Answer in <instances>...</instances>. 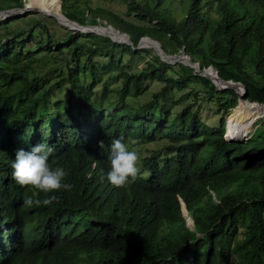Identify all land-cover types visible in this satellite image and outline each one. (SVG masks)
I'll return each mask as SVG.
<instances>
[{
    "label": "trees",
    "instance_id": "trees-1",
    "mask_svg": "<svg viewBox=\"0 0 264 264\" xmlns=\"http://www.w3.org/2000/svg\"><path fill=\"white\" fill-rule=\"evenodd\" d=\"M24 1L0 0V10ZM119 1L139 23L91 8L88 0H60L61 12L57 0L47 4L79 24L102 17L133 46L149 37L165 54L184 50L199 70L211 67L221 79L243 85L242 98L264 103V0ZM17 20L25 26L12 29ZM0 31V264H264V120L253 124L263 106H235L233 90L218 91L191 67L156 55L129 70L123 54L144 60L149 51L106 36L88 33L89 46L79 42L84 34L78 31L53 39L32 16L1 22ZM55 51L68 56L66 71H58L55 83L39 84L32 74L54 60ZM108 71L119 84L103 86L96 100L94 89ZM150 83L160 87L147 102L127 103ZM64 87L65 99L52 96ZM190 87L194 91L174 100L175 111L164 108L167 93ZM196 89L201 100L224 110L215 125L201 119ZM225 130L228 140L248 137L228 142ZM115 139L162 142L140 158L136 179L125 187L107 180ZM42 142L54 146L49 162L69 173L70 191L46 194L14 179L17 151ZM52 195L57 200L48 206L24 204L26 197Z\"/></svg>",
    "mask_w": 264,
    "mask_h": 264
},
{
    "label": "rangeland",
    "instance_id": "rangeland-1",
    "mask_svg": "<svg viewBox=\"0 0 264 264\" xmlns=\"http://www.w3.org/2000/svg\"><path fill=\"white\" fill-rule=\"evenodd\" d=\"M30 1L31 0H25L23 7H26ZM34 1L37 2L38 0H32V2H34ZM57 3H58L57 10L59 12H61L60 11V0H57L56 4ZM88 3H89V6L91 8H94V6L104 8L106 10L111 11L114 14H120V16H122V18H124L126 20L139 23L138 20L134 19L133 14H129V15L124 14L125 5L119 0H88ZM40 4L42 6L44 5V3L42 1ZM83 11H86V9H84ZM6 13H7L6 16H4V17L0 16V23L12 21L16 17L32 16L33 18H35L36 20L41 22V24L44 26V30L47 32V34H51L53 39H58V38L61 39L65 36V34L67 32H72V33L75 32L74 30L68 29V28L60 25L54 17H47L43 13L37 12L35 10H29V11L23 12L21 10L15 9V10H11V11L6 12ZM19 20H22V19H19ZM19 20L10 23L12 26V29L22 28L23 26H25L24 21L22 22ZM105 23L106 22L103 21L102 17H98L97 23H95V24L86 23V25H98V26H103L106 29H108L109 25L105 24ZM153 23H154V21H152L150 24H153ZM112 30L115 31V29H112ZM88 33H82V34H84V37L80 38L79 42H82V43L89 46L93 43V41L86 36ZM142 38H140L139 40H141ZM139 48H143V49L149 51L148 54L142 53L144 60L140 59L139 56H137V55H134L132 57H130L126 54L122 55V62L126 66L127 69L132 70V69L139 68L142 65H144V62L146 60L153 58L155 55L157 56L156 50H154V47L142 45ZM115 55H117V54L115 53ZM168 55H170V57H169L170 59H175L177 57V55H174V54H168ZM52 57H54L55 59L52 61H49L47 63V65L38 66L32 74V77H38L39 78V84L40 83L42 84V80H44V81L47 80L50 83H55L59 79L58 75H60V74L58 73V71L61 70L63 72V73H61L62 75H64V73L66 71L65 60L67 59L68 56L64 53H62L61 55H57V53L55 51V53L52 54ZM92 58L95 61H100V59L96 56H93ZM85 59H86V55H83L82 57H80L81 63H84ZM50 64H51V66H49ZM205 69L208 72L211 71L214 74V69H212L211 67H206ZM200 71L201 70H198L197 72H200ZM116 75H117L116 72H109L108 71V72H105V74L101 76L99 84L94 89V97L96 100L99 97H101V92H102L101 90H102L103 86H107L108 89L116 88V86L119 84V81H115ZM113 76H115V77H113ZM159 87L160 86L157 83H150L147 86L146 90L141 95L137 96L134 99L128 98L127 103L131 104V105H141V104L147 102L151 98L152 92L158 90ZM194 89L195 88L190 87V89L186 88L185 90H182V91H177V92L172 91V92L167 93V97L163 101L164 102V108L169 109L171 111H175L179 106L173 103L174 100H176L180 94L185 93L188 90L194 91ZM196 90H197V96L193 97V99H194V101L196 100V104L199 105L198 113H199L201 119L209 125H215L218 121L220 113H222L224 110L218 109V105H217L216 101H208V99L201 100L202 92L199 89H196ZM216 90L221 91L219 89H216ZM68 91H69L68 87H64V90L61 92V95H59L58 92L55 91V89H53L52 96H55V97L58 96L62 99H65L68 95L67 94ZM234 93L237 94V92H235V91H234ZM240 94L242 95V88H240ZM245 95H246V93L243 95V97ZM191 100H192V96H189L186 100H184V102H189ZM244 100H246V99H244ZM238 102H239V100H238V94H237V102H236L235 106L238 104ZM233 108L228 109L227 114L225 115V124H226V117L230 114V112ZM258 119H260L262 122L264 120V115L258 117L253 122V124ZM252 125H251L250 130H249L250 132L253 130ZM257 125L258 124H256L255 126H257ZM247 137H248V135H247ZM223 138H224V134H223ZM226 141L229 142V140H226ZM127 144H129L130 147H135L136 150L138 151V153L140 154V158H142L144 155H148V153L151 150H159L161 148L162 142L161 141H155L154 143H139L138 142L135 145H133L132 142H129ZM227 196H228V194L226 193V197ZM181 210H182V213L184 215L185 224L188 227H190L191 226V218L188 215H186L185 210L183 208V204H181Z\"/></svg>",
    "mask_w": 264,
    "mask_h": 264
},
{
    "label": "clouds",
    "instance_id": "clouds-1",
    "mask_svg": "<svg viewBox=\"0 0 264 264\" xmlns=\"http://www.w3.org/2000/svg\"><path fill=\"white\" fill-rule=\"evenodd\" d=\"M137 143L132 141L133 145ZM98 146L102 149L104 141H99ZM54 150V146L47 142L36 144L30 151L18 150L11 165L16 182L22 186H32L46 194L61 189L70 191L72 185L64 182L69 173L63 167H53L49 162ZM109 164V183L115 187H125L130 183L129 178L135 180L140 171V154L135 147H130L122 139H115L111 143ZM56 200L55 195L47 196L43 200L26 197L24 204L29 207L41 204L48 206Z\"/></svg>",
    "mask_w": 264,
    "mask_h": 264
},
{
    "label": "water",
    "instance_id": "water-1",
    "mask_svg": "<svg viewBox=\"0 0 264 264\" xmlns=\"http://www.w3.org/2000/svg\"><path fill=\"white\" fill-rule=\"evenodd\" d=\"M21 10V11H26L28 10V8L26 7H21V8H11V9H5V10H0V13H3V12H9L11 10ZM52 16H54V18L56 20L59 19L58 16H60L66 23L65 24H69L73 27H75L76 29H71V30H74V31H78L80 33H83V30H85L86 28L88 29L89 33H93V34H97V35H101V36H106L108 37L112 42H116V43H123V44H127V45H130L131 48L133 49H137L139 47H141L142 45V40L143 41H148V42H151V44L149 46L153 47L154 46V50H156V54L158 56V58L162 61H164L165 63H168V64H173L175 62H179V63H182L184 65H187L189 67H191L193 69V73L196 74V72L199 70V66L197 64V62H192L189 58V56L185 55L184 53V50H181V52L177 55V57L175 59H170V55L168 54H165L161 49H160V46L158 44V42H156L155 40H152L151 38L149 37H143L141 40H139L137 42V44L135 46L132 45V43L128 40V37L126 34L124 33H121V32H118L116 31L117 33H119L120 35L124 36L125 39L124 40H113V38L111 37V34L109 31H106L104 30L105 27L103 26H98V25H86V24H79L77 23L76 21L74 20H70L68 18H66L64 15H62L61 13H55L53 14ZM59 21V20H58ZM57 21V22H58ZM61 22V21H59ZM69 28V27H68ZM98 28H101L103 29L102 32L100 31H92L91 29H98ZM110 29H113L111 26H109ZM70 29V28H69ZM198 75H202V76H205L207 79L210 80V82L215 86V89H219V90H224V89H232L234 90L235 92H237L238 94V100L239 101H244V102H248V103H254L256 105H259V104H262L264 105V103H258V102H249L247 100H244L242 97L243 95L246 93V90L244 88L243 85H241L239 82H232L231 80H223L221 79L220 77L217 76L216 72L214 71V76L215 77H211L209 72L206 70V69H202L200 72H197ZM217 82H220L221 85H218ZM238 88H242V95L240 94V92H238ZM225 133H226V130H225ZM225 133H224V140H228L225 136ZM246 139V136L243 140L241 141H233V140H229V142H236V143H242L244 142V140Z\"/></svg>",
    "mask_w": 264,
    "mask_h": 264
},
{
    "label": "bare ground",
    "instance_id": "bare-ground-1",
    "mask_svg": "<svg viewBox=\"0 0 264 264\" xmlns=\"http://www.w3.org/2000/svg\"><path fill=\"white\" fill-rule=\"evenodd\" d=\"M39 3V4H38ZM41 1L40 0H38L37 2H33V4L31 5V6H29V7H26V8H28V10H26V11H29V10H35V11H41V13H43L45 16H47V17H54V16H52L53 14H55L56 12L54 11V10H52L51 8H49L48 7V4H47V0H44V5L42 6L41 4ZM7 15V13H5V12H3V13H0V16H6ZM59 17V21H61V22H59L58 20V23L60 24V25H62V26H64V27H66V28H70V29H76L75 27H73V26H71V25H69V24H65L66 22L60 17V16H58ZM68 28V29H69ZM92 31H100V32H102L103 31V29H101V28H98V29H91ZM104 30H106V31H108L109 30V32H110V34H111V37L113 38V40H124L125 39V37L124 36H122V35H120L119 33H117V32H115V31H113L112 29H110V28H108V29H106V28H104ZM111 30V31H110ZM89 31H88V29L86 28L85 30H83V33H88ZM142 44H144V45H146V46H149L150 44H151V42H148V41H143L142 40ZM154 47V46H153ZM209 74H210V76L212 77H215L214 76V74L210 71L209 72ZM218 83V85H221V83L220 82H217ZM238 92H240V88H238ZM258 106H263L264 107V105H258ZM4 241V240H3Z\"/></svg>",
    "mask_w": 264,
    "mask_h": 264
}]
</instances>
